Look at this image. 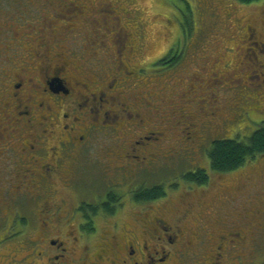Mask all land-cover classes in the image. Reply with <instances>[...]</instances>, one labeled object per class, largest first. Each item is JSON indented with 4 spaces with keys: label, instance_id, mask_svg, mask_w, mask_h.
<instances>
[{
    "label": "flooded vegetation",
    "instance_id": "af4514ba",
    "mask_svg": "<svg viewBox=\"0 0 264 264\" xmlns=\"http://www.w3.org/2000/svg\"><path fill=\"white\" fill-rule=\"evenodd\" d=\"M61 1L57 9L63 7ZM20 7L0 9V264H225L227 249L243 252L247 225L230 218L212 223L207 218L212 210L193 204L201 193L194 195V189L179 193L177 200L186 206L179 215L165 205L171 197L166 185L139 183L142 172L161 171L167 156L172 157L164 147L169 121L163 119L170 110L169 117H180L187 129L196 128V143L197 136L205 134V126L191 123L194 116L185 111L188 101L163 109L153 105V99L163 101L167 96L141 90V71L136 67L132 72L116 60L115 66L113 62L99 66L94 55H88L94 58L89 61L85 53L62 50L60 42L75 43L76 33L70 24L56 25L60 9L52 19L49 9L35 15ZM83 7L76 5L72 20L84 17ZM62 28L65 40L55 35ZM262 31L248 26L243 41L257 60H264ZM175 55L170 49L154 65L177 66ZM109 67L114 75L107 74ZM120 75L128 81L121 82ZM97 129L106 136L121 134L118 142L132 137L122 149H109L102 156L104 168L97 171V179L115 170L123 181L114 185L96 187L85 179L92 167L88 157ZM191 134L184 141L195 145ZM158 148L161 154L155 153ZM190 152L183 148L176 158ZM80 172L83 180H74ZM155 188L162 189L156 200H139L141 191ZM111 195L119 204L112 206L115 211L110 215ZM223 199L234 202L229 192ZM156 202L163 203L153 207ZM194 213L207 221L193 226ZM120 217L121 222H113ZM109 220L111 232L105 234L99 223ZM97 233L91 242L89 236Z\"/></svg>",
    "mask_w": 264,
    "mask_h": 264
},
{
    "label": "rangeland",
    "instance_id": "374dc122",
    "mask_svg": "<svg viewBox=\"0 0 264 264\" xmlns=\"http://www.w3.org/2000/svg\"><path fill=\"white\" fill-rule=\"evenodd\" d=\"M59 1L61 0H51L48 4L46 0H0V9L14 10L23 6L36 15L46 8L50 10L48 17L51 18L60 5ZM61 2L64 5L57 9L60 11L55 18L59 22H56V25L70 24L68 27L73 26L76 33V38L72 39L75 43L60 42L63 51L85 53L89 61H94V58H89L88 55H94L99 66L107 62L110 65L113 62L115 66L116 60L120 66H123V63L127 67L130 66L132 72L136 67L141 71V87L144 86L141 90L151 92L152 96L159 93H165L167 96L163 101L153 99V105H160L163 109L167 104L187 100L185 111L194 116L191 123L206 127L205 134L197 136L196 143L193 135L196 128L187 129L186 122L182 123L180 117H169L168 114L173 112L170 110L168 117L163 119L169 121L164 126V147L168 153L173 152L172 157L167 156L161 171L155 169L150 173L147 170L142 172L139 183L147 184V181H150L152 184L166 185L171 197L165 205L175 214L179 211V215L183 212V205L177 197L186 191L195 190L192 192L194 195L201 193V197L193 199V204L196 208L203 206L212 210L207 214L212 223L230 218L238 225H247L249 229L243 252L227 249L224 253L225 264H264V157H259L240 170L229 173L212 172L208 158L212 142L238 138L246 140L264 124V60L262 57L257 60L254 52L249 50L250 46L243 42L248 37V26L264 30V0L252 5L241 4L237 0ZM79 4L86 6L82 8L84 17L72 20L76 5ZM63 31L62 28L60 33L58 29L55 32V35L61 34V40H65ZM261 33L264 36V31ZM170 49L176 54L175 64L179 65H154L159 59H164ZM113 73L116 72L111 67L107 74ZM120 81L128 80L122 77ZM214 114L217 116L213 117ZM155 118H158L157 115ZM190 131L195 145L184 141ZM106 135L98 129L92 135L91 153L88 157H91L92 167L85 179L96 187L102 184L114 185L122 180V176L119 178L114 174L115 170L107 171L105 177H100L101 181L97 179L96 174L104 168L102 156L107 150L118 151L132 140V137H129L123 142H118L116 139L121 134L117 137L113 134ZM183 148L190 149L189 156L185 154L176 158ZM160 151L158 148L155 153L161 154ZM165 151L163 150V153ZM197 169L206 170L211 177L209 185L205 188L207 191H204L205 186L199 187L183 179L185 174ZM82 176L80 172L74 180H83ZM179 189L181 190L178 191ZM117 191L121 196L125 193L121 188ZM228 192L233 196L234 202L227 203L223 199ZM123 203H127V198ZM161 203L163 202L152 205L156 207ZM260 212L263 217L255 215ZM123 217H120L121 220L114 219L113 222H121ZM201 221L207 219H199V215L194 213L191 221L193 226ZM111 223L110 220L107 224L99 223L105 234L111 232ZM217 229L218 225L214 223L213 230ZM97 237L98 233L89 236V239L92 242ZM238 255L241 256L240 259Z\"/></svg>",
    "mask_w": 264,
    "mask_h": 264
},
{
    "label": "trees",
    "instance_id": "16d2710c",
    "mask_svg": "<svg viewBox=\"0 0 264 264\" xmlns=\"http://www.w3.org/2000/svg\"><path fill=\"white\" fill-rule=\"evenodd\" d=\"M244 5H252L262 0H237ZM264 157V124L250 138L246 140H216L212 142L208 151V158L211 164V170L214 173H229L238 171L248 163ZM183 179L199 187H204L210 183V175L204 169H197L183 176ZM176 186V185H175ZM162 194L161 188H155L151 191H141L140 201H153ZM117 197L111 195L107 206L108 214H113L114 205H118Z\"/></svg>",
    "mask_w": 264,
    "mask_h": 264
}]
</instances>
